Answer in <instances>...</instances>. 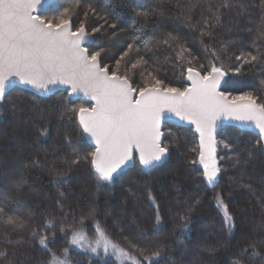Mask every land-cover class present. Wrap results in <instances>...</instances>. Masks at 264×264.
Wrapping results in <instances>:
<instances>
[{
  "label": "snow or ice",
  "instance_id": "obj_1",
  "mask_svg": "<svg viewBox=\"0 0 264 264\" xmlns=\"http://www.w3.org/2000/svg\"><path fill=\"white\" fill-rule=\"evenodd\" d=\"M43 2L0 0V102L6 101L7 93L17 83L31 86L45 97L53 92V86L65 85V91L70 95L82 93L89 102L73 108H67L63 103L49 105L45 114L35 102L29 108L18 98L8 99L13 117L17 113L22 114L19 125L25 131L31 126L36 135V140L28 146L36 155L25 162V148L22 146L15 156L0 158V177L7 178L20 167L39 164L41 151L44 152L45 162L51 159L48 170L57 183L66 182L65 178L82 164L90 166V174L98 188L102 183L111 184L126 169L137 164L142 174L147 173L170 155L171 144L164 143L162 139L166 134L162 121L170 118L168 114L195 125L199 134V151L198 159L191 163L203 166L201 177L210 186H215L222 172L217 160L225 159L217 157L218 145H223L232 153L227 159L234 161L233 167H246L257 158L258 151L264 153V103H259L258 97L251 91L235 96L219 91L218 85L226 73L216 64V61L232 59L235 46L243 42L245 33L252 37L251 44L247 46L248 51L241 50L240 55L235 56L240 66L234 71L240 73L244 66L255 67L264 63V0H175L176 18L183 20L191 30H199V42L205 46L207 57L213 61L210 66L201 65L203 71L188 66L187 80L191 83L183 88L165 84L153 71H147L139 86H134L127 71L121 74V65L127 66L134 54L138 58L131 63L129 71L149 65V60L140 54L141 49L135 47V38L116 59L114 66L102 63L105 49L93 51L89 45L92 38L106 36L108 32H111L110 41L121 35L123 30L117 32L116 23H108L110 13L100 16L92 3L72 0L63 11L49 18L37 13ZM198 10L200 19L194 23ZM230 13H234L235 19L225 27V17ZM156 15H164L159 6L142 9L136 13L137 19L132 24L136 25L140 17L147 19ZM77 18L79 23H76ZM245 19L250 26L244 27ZM92 23L96 26L89 31ZM221 29L224 30L223 35ZM179 40V36L169 34L168 39L163 41L166 49L178 46V60L188 54V49ZM147 48L146 43L145 51ZM194 59L188 60V64L192 65ZM260 74L264 75V69ZM260 85L264 87V80L260 81ZM59 107H63L64 111H58ZM57 115L61 121L66 116L69 120L74 118L79 133L74 137L66 128L62 140L46 148V138L50 136V128L46 125ZM225 119L239 122L241 126L254 125L259 130V138L251 149L244 151L228 139L217 140V129ZM167 134L174 135L170 129ZM84 135L94 141L95 148L81 156L76 154L75 140ZM178 139L175 137L172 143L178 144ZM69 148L75 155L74 159H69L65 153V149ZM57 161H62L63 166ZM14 188L18 193L23 190V177L14 182ZM240 190L247 194L251 210L258 212L259 218L251 220L248 237L229 264H264V180L259 186L241 180ZM128 191L130 195H136L131 189ZM58 195L64 197L63 192ZM147 198L155 207L150 228L152 236L137 224L129 235L122 237V243L116 242L100 222L95 221L96 239L90 241L82 230L61 226L59 232L64 235L70 232V236L67 239L69 246L59 249V252L48 247L55 239V233L47 235L56 227L55 215L31 210L27 215L10 213L5 207H0V264H74L69 258L71 246L91 253H98L102 248L105 254L111 253L118 259L131 261V264H142L138 256L150 252L151 256L144 259L150 264H158L153 258L161 257L167 247L158 236L163 217L150 188ZM214 199L224 225L232 233L236 228L235 214L229 211L222 193L217 192ZM200 202L197 198L191 204L178 203L174 213L169 210L170 215L179 218L178 231L181 234L188 230L192 213ZM56 208L61 212L64 209L59 199ZM72 215L75 216V211ZM38 217L42 218V224L38 222ZM66 221L67 214L59 223L63 225ZM83 222L82 217L80 224L83 225ZM124 230L121 228L122 233ZM37 247L48 253L46 262L31 255ZM214 254L215 249H210L208 255Z\"/></svg>",
  "mask_w": 264,
  "mask_h": 264
},
{
  "label": "trees",
  "instance_id": "obj_2",
  "mask_svg": "<svg viewBox=\"0 0 264 264\" xmlns=\"http://www.w3.org/2000/svg\"><path fill=\"white\" fill-rule=\"evenodd\" d=\"M71 2L72 0H57L40 15L51 18L63 11ZM87 2L97 8L100 16H104L106 12L110 13L108 23H116L117 32L123 30L119 38L114 41L108 39L111 32H108L106 36H96L91 39L89 46L93 51L105 49L101 56L103 64L114 66L116 59L121 56L129 43L134 42V38L135 47L140 48V54L149 60L148 66L129 71L131 63L138 58L134 54L127 66L121 65V74L127 71L132 76L134 86L142 83L147 71H153L165 84L183 88L187 86L185 74L188 66L203 71L201 65L210 66L213 62L207 57L205 46L199 42V30H191L183 20L176 18L178 11L173 7L175 0H86ZM157 6L164 15L150 16L147 19L140 17L136 25L132 24L133 20L137 19L138 11ZM82 16L81 11L80 18ZM199 19L198 10L193 22ZM234 19V13L226 16L225 27H228ZM76 23H79V18L76 19ZM95 26L96 24L92 23L89 31ZM248 26L250 25L245 19L244 27ZM220 32L223 35L224 30L221 29ZM235 32L234 28L233 34ZM169 34L179 36V43L188 49V54L183 59H177L178 46L166 49L163 45V41L168 39ZM251 39L252 37L245 33L243 42L235 46L231 60L216 61L217 66L226 73L221 90L230 96L251 91L258 97L259 103H264V87L260 85V81L264 80V75L260 74L264 69V63L255 67L244 66L240 73L234 71L235 67L240 66L239 62L235 61V56L240 55L241 50H249L247 46L251 44ZM146 43L148 48L145 51ZM193 58L195 59L192 65H189L187 61ZM17 98L20 103L27 104L29 108L35 102L45 114L48 112L49 105L63 103L67 108H73L86 103L81 98L71 99L68 91L61 89L45 97L25 88L13 87L7 93L6 101L0 102V158L7 159L15 156L18 149L23 146L25 162L36 155L29 150L28 146L37 137L31 126L25 131L19 125L22 114L17 113L16 117H13L11 104H8L7 100ZM58 111H64V108L59 107ZM76 124L74 118L69 120L67 116L63 121L58 115L51 118L46 125L50 128V136L46 138L45 147L59 143L66 128L76 137L79 133ZM163 127L166 134L162 139L164 143L171 144L170 155L165 162L158 164L147 173L142 174L137 164L136 167L126 169L111 184L102 183L98 188L94 177L90 174V166L82 164L79 168L73 169L65 178L66 182L57 183L53 181L52 174L48 170L51 159L45 162L44 152L41 151L39 164L26 168L20 167L7 178L0 177V189L6 192V195H0V207H5L10 213L21 212L27 215L31 210L33 212L47 211L55 215L56 227L47 233L49 236L55 233V239L49 243L48 247L59 252V249L69 246L67 239L70 236V232L67 235L59 232L61 226L70 230H82L90 241L96 239L95 221H99L116 242L122 243V237L129 235L137 224L148 230V235L152 236L150 228L155 216V207L147 198L150 188L160 205V214L163 217L158 236L167 245L161 257L153 258V261H158V264H229L234 253L243 246L248 237V225L251 220L259 218V213L251 210L247 194L240 190V183L243 180L251 181L256 186L260 185L264 180V153L258 151L257 158L246 167H233L234 161L227 159L232 153L223 145H218V158L225 159H218L222 172L215 186L210 187L201 177V168L191 163L192 160H196L198 154L197 136L193 128L170 122H164ZM168 129L174 135H168ZM175 137L179 138L178 144L172 143ZM258 138V133L231 124H222L217 132V140L228 139L244 151L251 149ZM75 148L76 154L81 156L93 151L85 135L75 140ZM193 149L196 151L193 152ZM65 153L69 159L75 158L70 148L65 149ZM57 164L63 166L62 161H57ZM21 177H23L24 188L18 193L14 188V182ZM129 189L136 195H130ZM59 192L64 193L63 198L59 197ZM217 192L222 193L229 211L236 216V228L232 233L228 232L223 223L222 213L216 206L214 196ZM197 198L201 202L192 213L188 230L181 234L178 231L179 218L170 215L169 210L171 209L174 213L178 203L191 204ZM58 199L64 205L62 212L56 208ZM73 211L75 216L72 215ZM65 214H67V221L61 225L59 221ZM82 217L83 225L80 224ZM37 219L42 224V218ZM121 228L125 229L123 233ZM257 247L260 248L261 245ZM210 249H215V254L212 256L208 255ZM31 255L45 262L49 258L48 253L39 247ZM147 256H151V253H144V256H138V259L142 261V264H150V261L144 259ZM69 258L74 264H131V261L118 259L111 253L105 254L102 248L98 250V253H91L86 249L71 246Z\"/></svg>",
  "mask_w": 264,
  "mask_h": 264
},
{
  "label": "water",
  "instance_id": "obj_3",
  "mask_svg": "<svg viewBox=\"0 0 264 264\" xmlns=\"http://www.w3.org/2000/svg\"><path fill=\"white\" fill-rule=\"evenodd\" d=\"M57 2V0H44V2H43V5L40 7V8H38L37 9V13L38 14H40L41 12H43L45 9H47L48 8V6L50 5V4H54V3H56ZM218 67V66H217ZM223 71V70H222ZM225 78H226V74L221 78V80H220V84L218 85V89H219V91H221L222 92V90H221V88H222V85H223V83H224V81H225ZM185 81L187 82V86H189L190 85V81H188L187 80V72H186V74H185ZM15 86H18V87H21V88H25V89H28V90H31V91H34L35 93H37V94H40V95H44L42 92H40V91H38V90H36V89H34V88H32L31 86H27V85H23V84H19V83H17ZM14 86V87H15ZM13 88V87H12ZM11 88V89H12ZM67 88V86H65V85H56V86H53V91H55V90H58V89H61V90H65ZM68 94H69V92H68ZM69 96H70V98L71 99H74V100H76V99H78V98H81L84 102H86V103H88L89 101H88V98L87 97H84L83 96V94L82 93H80V94H69ZM169 115V119H166V120H164V121H162V123H164V122H170V123H175V124H178V125H184V126H191L192 128H193V132L195 133V135L197 136V143H198V150H199V134L196 132V130H195V125L194 124H191L190 122H188V121H181V120H179V118H177V117H175L174 115H172V114H168ZM222 124H231V125H235V126H238V127H240V128H243V129H247V130H250V131H254V132H256V133H258V129H256L255 128V126L254 125H245V126H241L240 124H239V122H236V121H232V120H227V119H225V120H222L221 121V125ZM220 128V127H219ZM219 128L217 129V132H218V130H219ZM85 138H86V140L88 141V143L93 147V148H95V143H94V141L89 137V136H87V135H85ZM217 149H218V146H217V148H216V155H217ZM198 159V158H197ZM217 163H218V160H217ZM160 164V163H159ZM198 164V163H197ZM158 165V164H157ZM198 166L201 168V170L203 171V166L202 165H200V164H198ZM205 181V180H204ZM206 182V181H205ZM207 183V182H206ZM207 185L208 186H210L208 183H207ZM211 187V186H210Z\"/></svg>",
  "mask_w": 264,
  "mask_h": 264
},
{
  "label": "rangeland",
  "instance_id": "obj_4",
  "mask_svg": "<svg viewBox=\"0 0 264 264\" xmlns=\"http://www.w3.org/2000/svg\"><path fill=\"white\" fill-rule=\"evenodd\" d=\"M222 92H224V91H222ZM93 150H94V148H93ZM218 150V149H217ZM199 151V150H198ZM217 157H218V155H217ZM197 158H198V154H197ZM196 158V159H197ZM198 165V164H197ZM218 179H219V177H218ZM205 182V181H204ZM206 183V182H205ZM206 185H207V183H206ZM208 186V185H207ZM0 195H6V192L5 191H3L2 189H0Z\"/></svg>",
  "mask_w": 264,
  "mask_h": 264
}]
</instances>
